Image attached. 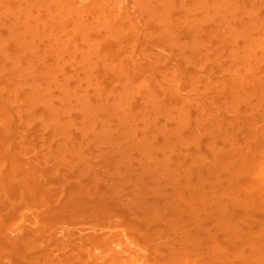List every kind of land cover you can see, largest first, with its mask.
I'll use <instances>...</instances> for the list:
<instances>
[{"label":"rangeland","instance_id":"obj_1","mask_svg":"<svg viewBox=\"0 0 264 264\" xmlns=\"http://www.w3.org/2000/svg\"><path fill=\"white\" fill-rule=\"evenodd\" d=\"M212 262L264 264V0H0V264Z\"/></svg>","mask_w":264,"mask_h":264},{"label":"bare ground","instance_id":"obj_2","mask_svg":"<svg viewBox=\"0 0 264 264\" xmlns=\"http://www.w3.org/2000/svg\"><path fill=\"white\" fill-rule=\"evenodd\" d=\"M227 212V211H226ZM225 217H226V215H225ZM224 217V218H225ZM228 219V218H227ZM227 219L225 218V220L227 221ZM231 220V219H230ZM231 222V221H230ZM230 222H228V224H230ZM205 236V235H204ZM203 240V239H202ZM205 242V241H204ZM246 249H248V248H246ZM215 250V249H214ZM216 251V250H215ZM217 252V251H216ZM218 254V253H217ZM209 256H210V254H209ZM217 257V256H216ZM210 258H211V256H210ZM218 260V259H217ZM213 264H214V262H212Z\"/></svg>","mask_w":264,"mask_h":264}]
</instances>
